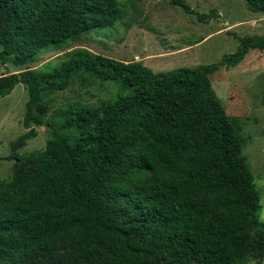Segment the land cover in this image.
Masks as SVG:
<instances>
[{
  "label": "trees",
  "instance_id": "trees-1",
  "mask_svg": "<svg viewBox=\"0 0 264 264\" xmlns=\"http://www.w3.org/2000/svg\"><path fill=\"white\" fill-rule=\"evenodd\" d=\"M121 0H0V60L35 62L123 18ZM133 0H125V2ZM203 20L185 0H170ZM264 13V0H244ZM218 63L154 73L79 48L50 72L0 76V99L26 88L23 125L0 179V264H248L264 257L261 192L248 139L210 75L264 52V35L236 37ZM84 71L130 89L97 108L71 104L47 118L48 97ZM56 120V121H54ZM54 131L21 154L35 127ZM56 131V132H55Z\"/></svg>",
  "mask_w": 264,
  "mask_h": 264
},
{
  "label": "rangeland",
  "instance_id": "rangeland-1",
  "mask_svg": "<svg viewBox=\"0 0 264 264\" xmlns=\"http://www.w3.org/2000/svg\"><path fill=\"white\" fill-rule=\"evenodd\" d=\"M185 1L206 17L200 20L187 14L170 0H121L123 18L113 27L91 30L58 50H42L35 62L24 66L0 60V76L25 68L50 72L66 59L65 54L79 48L123 62L140 61L154 73L194 68L218 63L223 55L234 53L239 45L236 37L264 35V13L251 10L244 0ZM210 81L227 114L241 120L242 134L248 139L244 155L261 192L259 220L264 222V52L249 51L238 65L210 75ZM130 92L120 83L102 82L78 71L63 91L47 98L46 117L53 120L56 111L75 103L97 108ZM27 100L23 85L0 99V179L12 172L14 162L5 160L11 142L27 131L23 125ZM35 130L36 137L26 142L21 154L43 150L54 131L46 125ZM248 264H264V257Z\"/></svg>",
  "mask_w": 264,
  "mask_h": 264
}]
</instances>
